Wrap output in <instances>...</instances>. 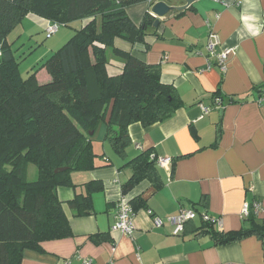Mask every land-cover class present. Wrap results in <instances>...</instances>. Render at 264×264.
I'll return each mask as SVG.
<instances>
[{"label": "crops", "instance_id": "0c3cea01", "mask_svg": "<svg viewBox=\"0 0 264 264\" xmlns=\"http://www.w3.org/2000/svg\"><path fill=\"white\" fill-rule=\"evenodd\" d=\"M150 8L145 1L130 5L127 12L140 24ZM174 11L150 29L144 42L132 45L119 39L117 45L159 67L161 81L176 88L180 106L163 122L132 124L125 156L113 150L105 137L107 126L100 125L95 148L105 155L97 158V167L73 171L75 185L57 189L73 234L43 241L41 251L25 250L23 264H61L66 258H74V264H81L80 258L95 264H264V245L255 236L216 245L199 217L179 236L172 235L167 221L161 227L153 224L151 211L166 219L182 206L195 207L221 217L222 226L215 228L227 232L245 225L246 201L257 200L264 207V0H194L181 16ZM29 17L45 29L49 23L35 14ZM211 32L217 51L231 49L225 70L207 51ZM59 43L53 42L51 49L64 42ZM111 65V74L120 72V61L111 59ZM37 78L40 83L51 80L45 69ZM150 148L158 158H173L170 164H156L158 182L164 185L158 188L147 179L123 195L121 185L132 174L124 165ZM90 181L102 185L93 193L94 212L75 216L69 202L85 194ZM138 196L143 205L135 213L132 237L113 231L118 202Z\"/></svg>", "mask_w": 264, "mask_h": 264}, {"label": "trees", "instance_id": "16d2710c", "mask_svg": "<svg viewBox=\"0 0 264 264\" xmlns=\"http://www.w3.org/2000/svg\"><path fill=\"white\" fill-rule=\"evenodd\" d=\"M145 1L160 0H0V264H23L25 250L41 251L43 241L73 234L57 189L75 185L73 171L97 167V158L105 155L95 148L101 124L107 126L105 137L113 150L125 156L132 144V124L163 122L180 106L176 88L161 81L159 67L117 45L119 39L142 43L155 26L150 11L140 24L127 12L130 5ZM174 12L178 17L185 13ZM29 14L49 20L47 27L57 24L58 30L75 21L87 22L23 77L9 36ZM111 59L122 63L117 74L110 73ZM41 69L50 81L39 82ZM157 161L151 148L129 160L124 166L132 174L121 185L122 194L147 179L161 188ZM30 164L37 168L34 179L28 175ZM60 168L66 169L56 172ZM85 187V194L69 202L75 216L93 213V193L102 189L95 181ZM128 201L135 213L143 205L140 196ZM151 215L152 220L158 216ZM244 222L227 232L204 224L216 245L251 236L264 245V218L251 212ZM100 236L95 238H105Z\"/></svg>", "mask_w": 264, "mask_h": 264}, {"label": "built area", "instance_id": "2783aa9c", "mask_svg": "<svg viewBox=\"0 0 264 264\" xmlns=\"http://www.w3.org/2000/svg\"><path fill=\"white\" fill-rule=\"evenodd\" d=\"M59 26L57 24H50L46 28L47 37H51L58 31ZM218 43L216 41V34L211 32L209 35V40L207 42L206 48L209 54L214 55L217 59L218 65L225 70L228 55L231 49H222L220 51L216 50ZM210 63V62H209ZM211 64V63H210ZM217 103H220V99H216ZM260 102H264V93L260 98ZM204 113H208L210 108L207 106H202ZM173 161L172 157H159L157 164L159 166L170 164ZM253 212L255 215L260 216L264 215V207L259 201H246L242 208V216L246 218ZM152 213V211H151ZM134 217L135 211L131 203L126 199L122 198L117 205V212H116V221L112 225L111 229L113 231H120L125 235H129L132 237L135 225H134ZM201 218L204 222H209L216 226H222V219L221 217H216L210 215L206 211H197L194 208H186L182 207L180 211L175 215H170L166 218V221L169 222L173 226L172 234L179 235L180 233L185 231L186 224L189 221L195 220L196 218ZM165 223V219L160 216H155L153 218V224L156 227H161ZM137 258L139 261L141 260L139 254H137ZM81 264H95L93 259L91 258H80ZM61 264H74V258H66L63 260ZM106 264H114L112 260H110ZM140 264H142L140 262Z\"/></svg>", "mask_w": 264, "mask_h": 264}, {"label": "rangeland", "instance_id": "374dc122", "mask_svg": "<svg viewBox=\"0 0 264 264\" xmlns=\"http://www.w3.org/2000/svg\"><path fill=\"white\" fill-rule=\"evenodd\" d=\"M86 22L87 19H84L75 21L69 26H61L58 32L52 36L53 38H47L45 27L27 15L9 36L15 42V54L20 62L22 76L26 77L31 68L41 64L52 54L51 52H54L51 49L53 42H60L59 45L66 42L75 30L81 28ZM28 175L31 179L36 178L37 168L35 165L30 164Z\"/></svg>", "mask_w": 264, "mask_h": 264}, {"label": "water", "instance_id": "95a60500", "mask_svg": "<svg viewBox=\"0 0 264 264\" xmlns=\"http://www.w3.org/2000/svg\"><path fill=\"white\" fill-rule=\"evenodd\" d=\"M193 1L194 0H186L185 4L178 5V6L170 5L166 1H163V0L151 2L150 3V6H151L150 13L156 18L154 25L158 27L161 19L166 17L169 13H171L174 10H178V11L186 10L193 3ZM65 169L66 168H60V169H57L56 172L63 171Z\"/></svg>", "mask_w": 264, "mask_h": 264}]
</instances>
